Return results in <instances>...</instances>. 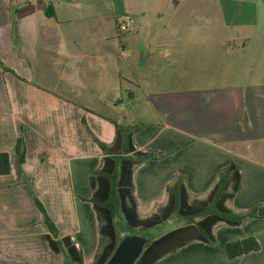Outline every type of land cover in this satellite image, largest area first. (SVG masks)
<instances>
[{"label":"crops","instance_id":"obj_1","mask_svg":"<svg viewBox=\"0 0 264 264\" xmlns=\"http://www.w3.org/2000/svg\"><path fill=\"white\" fill-rule=\"evenodd\" d=\"M123 14L141 21L118 33ZM257 18L256 0H0V152L9 156L0 264H69L43 240L34 196L58 237L93 263L90 177L102 164L97 141L110 144L116 126L135 129L134 148L159 156L132 172L142 218L166 204L176 178L192 200L206 198L230 161L241 174L225 202L244 217L238 225L218 222L214 242L194 240L150 264H264V42L259 55L249 45ZM121 107L134 109L130 124ZM246 237L259 249L228 258L225 244Z\"/></svg>","mask_w":264,"mask_h":264},{"label":"trees","instance_id":"obj_2","mask_svg":"<svg viewBox=\"0 0 264 264\" xmlns=\"http://www.w3.org/2000/svg\"><path fill=\"white\" fill-rule=\"evenodd\" d=\"M45 14L53 16L50 6L46 7ZM134 131L135 129L129 127L116 126L115 136L110 144L97 141L103 151V157L100 168L90 177L93 192L91 201L99 222V247L92 264H104L117 244L119 233L114 223L116 206L126 226L133 229L155 227L166 221L173 213L189 219L184 225L159 237L148 239L134 264L153 263L194 240L212 243L215 240L212 228L218 222L228 225H238L241 222L244 217L234 215L225 206L226 200L231 199L240 187L239 166L233 161L219 170L216 182L206 198L189 200L183 180L176 178L172 185L167 187L166 204L158 212L144 218L140 217L132 196V172L137 164L159 156L153 152L136 150L132 140ZM16 152L21 164L24 160V144L21 138L17 140ZM7 173H9L8 153L0 152V175ZM34 202L44 215V223L49 233L44 234L42 238L50 250L54 253L64 252L70 259L69 264H82L81 253L70 237L59 238L53 222L35 196ZM258 249L259 244L253 237L228 242L224 248L228 258H235Z\"/></svg>","mask_w":264,"mask_h":264},{"label":"rangeland","instance_id":"obj_3","mask_svg":"<svg viewBox=\"0 0 264 264\" xmlns=\"http://www.w3.org/2000/svg\"><path fill=\"white\" fill-rule=\"evenodd\" d=\"M256 8L258 13V24L255 28V31L253 33L252 38L250 41V47L254 49L255 53L259 55L260 46L264 42L263 32H264V0H256ZM251 49V51H252ZM121 111L119 113L120 118L125 123L130 124V119L134 113V109H128L126 107H121ZM189 222V219L180 217L176 213H173L168 220L162 222L161 224L149 228V229H138V228H130L127 227L125 224V220L119 210V208L116 206L115 208V215H114V223L116 226V229L119 234H127V233H136L141 236L146 237L147 239H153L158 237L159 235L163 234L164 232H167L168 230H171L172 228L179 226L181 224H185ZM218 235V233H217ZM70 262V261H69Z\"/></svg>","mask_w":264,"mask_h":264},{"label":"water","instance_id":"obj_4","mask_svg":"<svg viewBox=\"0 0 264 264\" xmlns=\"http://www.w3.org/2000/svg\"><path fill=\"white\" fill-rule=\"evenodd\" d=\"M148 239L136 233L119 234L117 244L104 264H134Z\"/></svg>","mask_w":264,"mask_h":264},{"label":"built area","instance_id":"obj_5","mask_svg":"<svg viewBox=\"0 0 264 264\" xmlns=\"http://www.w3.org/2000/svg\"><path fill=\"white\" fill-rule=\"evenodd\" d=\"M141 18L137 15L123 14L117 19L116 29L118 33H125L134 30L136 25L140 23Z\"/></svg>","mask_w":264,"mask_h":264}]
</instances>
